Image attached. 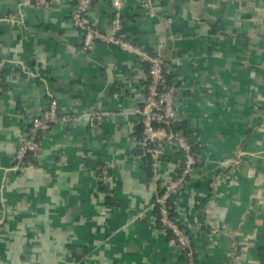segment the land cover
<instances>
[{
    "label": "crops",
    "instance_id": "1",
    "mask_svg": "<svg viewBox=\"0 0 264 264\" xmlns=\"http://www.w3.org/2000/svg\"><path fill=\"white\" fill-rule=\"evenodd\" d=\"M124 1L126 33L176 87L174 129L202 149L176 194L196 264H264V0H153V16ZM24 2L0 0V264H182L155 213L175 153L160 156L161 180L137 153L147 60L103 43L84 52L77 0ZM89 13L109 28V0ZM52 98L71 120L18 164Z\"/></svg>",
    "mask_w": 264,
    "mask_h": 264
},
{
    "label": "built area",
    "instance_id": "2",
    "mask_svg": "<svg viewBox=\"0 0 264 264\" xmlns=\"http://www.w3.org/2000/svg\"><path fill=\"white\" fill-rule=\"evenodd\" d=\"M62 1L25 0L24 4L39 9H50ZM109 1L112 18L107 30H103L97 20L90 19L89 10L92 0H77L75 8L71 12V20L74 26L82 32L81 48L84 52H91L98 43H103L132 53H140L143 59L150 63V82L147 86L145 101L143 107L137 109V114L140 116V124L143 128V139L139 142V145L142 149L152 154L156 180H161L159 172L161 168L160 156L164 154L166 148H174L185 155L184 167L179 177L175 180H173L172 175L164 178L166 180V184L164 185L166 193L163 196L156 195L155 198V202L159 205L161 212L160 221L164 226L173 231L177 237L178 246L183 250L189 247L191 241L186 235L185 230L180 228L179 223L183 225L184 223L179 218L171 219L169 217L167 201L170 195L182 190L187 182L194 178L198 158L192 153V143L173 127L175 121L174 102L176 87L171 85L165 91L161 90L165 80L166 63L160 56L150 57L139 51L140 48L135 46L133 39L126 33L125 1ZM153 6V0H143L142 2V7L149 12L150 16L154 14L152 13ZM5 20L12 24L16 22L14 16H9ZM1 70L2 65H0V86L2 82ZM95 114L98 115L99 113ZM68 120H71L70 116L69 118L68 116L60 117L58 102L52 98L43 114L31 121L28 136L17 150L15 156L16 162L21 164L28 153L39 154L41 151V144L37 140L39 133L45 134L51 130L53 125L66 123ZM153 146L155 147L151 148ZM15 168H18V166ZM108 176L109 168L105 167L100 177V182L103 185L107 184ZM187 259L186 264L196 263L192 251H189Z\"/></svg>",
    "mask_w": 264,
    "mask_h": 264
},
{
    "label": "trees",
    "instance_id": "3",
    "mask_svg": "<svg viewBox=\"0 0 264 264\" xmlns=\"http://www.w3.org/2000/svg\"><path fill=\"white\" fill-rule=\"evenodd\" d=\"M133 43L135 44V41L133 40ZM137 46V45H135ZM155 57V55H154ZM144 65H145V69L147 71V81H146V86H148L149 82H150V78H149V70H150V63L148 61H145L144 62ZM1 76H2V73H1ZM2 83H3V77H2V82H1V86H2ZM172 85V80L171 78H168L165 76V80H164V84H163V87H162V91H165V89L169 88L170 86ZM0 86V88H1ZM147 92V91H146ZM41 134L43 133H39L38 136H41ZM136 136H137V140L138 142H141V140L143 139V128H142V125H139L138 126V129H137V133H136ZM193 145L192 147V153L196 156H198L199 154H201V147L199 145H195L193 143V141L191 140V138L188 136V135H184ZM155 146L151 147V148H154ZM173 151L175 153V156H176V160L178 161V167L176 168V170L173 172L174 175H172L173 177V180H175L177 177H179V175L181 174L182 172V169L184 167V161H185V155L183 152L181 151H177L173 148ZM137 153L139 155H141L143 158H144V161H145V166H146V169L148 170V173L150 175L151 178H154V175H155V171H154V159L152 157V154L148 153L145 149H142L140 147V145L138 146L137 148ZM31 153H28L26 155L29 156ZM25 157V158H26ZM163 160V159H162ZM198 164V163H197ZM102 184V183H101ZM103 186V184H102ZM166 193V190L165 189H162L161 188V185H159L158 187V195L159 196H163L164 194ZM177 193H174L172 195L169 196L168 198V201H167V206H168V209H169V217L171 219H175V218H178V215H177V205H176V195ZM155 213H156V217H157V222L159 224V227L165 231V233L168 235V237H170L171 239L175 240L176 243H177V237L174 235L173 231L171 229H169L168 227L164 226L163 223L160 221L161 219V212H160V208H159V205L155 202ZM191 221H193L191 219ZM180 225V228L185 230V233L186 235L189 237L191 243L189 245L188 248H184L182 251H181V259H182V264H186L187 261H188V253L189 251H192L193 254H194V259H195V262H196V257H195V248H194V244H193V234L191 232V229L188 228V226H185L181 223H179ZM196 264V263H195Z\"/></svg>",
    "mask_w": 264,
    "mask_h": 264
},
{
    "label": "water",
    "instance_id": "4",
    "mask_svg": "<svg viewBox=\"0 0 264 264\" xmlns=\"http://www.w3.org/2000/svg\"><path fill=\"white\" fill-rule=\"evenodd\" d=\"M175 125H176V121H174V123H173V126L175 127Z\"/></svg>",
    "mask_w": 264,
    "mask_h": 264
}]
</instances>
